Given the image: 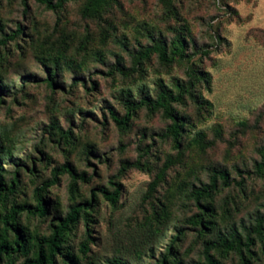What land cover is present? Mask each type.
<instances>
[{
  "label": "rangeland",
  "instance_id": "rangeland-1",
  "mask_svg": "<svg viewBox=\"0 0 264 264\" xmlns=\"http://www.w3.org/2000/svg\"><path fill=\"white\" fill-rule=\"evenodd\" d=\"M51 1L0 0V165L17 180L0 214L35 207L36 189L54 183L46 217L18 218L27 251L1 264L36 257L37 239L86 202L57 264L67 252L78 264H264V0ZM178 39L184 58L140 61ZM185 89L171 106L184 118L177 146L147 103ZM215 171L229 180L218 177L205 211L195 193ZM249 238L251 251L228 246Z\"/></svg>",
  "mask_w": 264,
  "mask_h": 264
},
{
  "label": "trees",
  "instance_id": "trees-1",
  "mask_svg": "<svg viewBox=\"0 0 264 264\" xmlns=\"http://www.w3.org/2000/svg\"><path fill=\"white\" fill-rule=\"evenodd\" d=\"M40 2L47 4L49 7L55 8V5H52L51 0H39ZM69 1V0H62ZM108 0H98L97 3H106ZM168 1V0H167ZM22 30L19 29V32ZM16 38V37H15ZM6 41H0V45H5ZM185 44L181 39L177 40L173 50L169 52L168 46L164 42H158L153 46L147 47L144 51H140L139 59L140 61L148 60L151 58L153 54H157L160 60L164 63H172L174 60L179 58H184V49ZM51 82L55 86V81L52 79ZM189 94V90L185 89L180 93H175L172 90L162 92L156 101H149L150 104L147 103L149 109L152 112H157L160 110L164 111V114L168 117V119L172 122L171 125L168 126L167 132L173 137L177 146L180 143V137L182 128L184 126V118L179 116L177 113L173 112L171 106L174 103H181L185 100L186 95ZM146 100V99H145ZM148 100V99H147ZM114 120L121 126H124L126 123L123 119H120L115 113H112ZM259 169L264 168V157L263 162L258 165ZM64 171H66L72 179L77 182L78 180H87L86 176L83 174L77 173L71 166L65 165ZM220 177L225 184H227L229 180V176L224 171H215V175L213 177V182L211 185H208L206 188L199 190L195 193L197 196V200L199 205L205 211L209 210L208 206H203L200 204L201 199L205 196H210V194L216 190L217 188V179ZM54 183L48 182L43 187H39L36 189V197L38 203L35 207L33 206H14L10 211H5L3 214H0V224L3 229L0 232V264L4 258H11L18 254L21 251H27L26 238H25V230L18 224V218L23 213L27 212L32 216H40L46 217L49 214V205L47 203V199L44 196V191L46 188ZM15 186H17V180L14 179L12 181V185H8L2 175V167L0 165V202L6 201L11 194H13L15 190ZM102 192L108 195L112 200L116 201L118 194H111L105 189H102ZM93 208L92 202H86L82 204H76L71 207L69 213L65 217H61L58 219V224H53L52 234L49 237H41L37 239L38 243V253L36 257L27 259L23 264H57L56 257L61 253L63 249V244L67 235L72 231L75 225L78 223L82 214L89 212ZM204 215H198L200 218L197 222H199L204 230H208L212 223L210 221L206 222L204 219ZM13 231L15 234L14 240H8V232ZM253 240L251 238L248 239L247 243H243L242 241H236L231 245L228 244L231 250L240 249L242 250V246L248 248L250 250L251 242ZM241 246V247H238ZM83 249L85 251L88 250L86 245H83ZM211 263H215L214 260L207 256ZM65 260L68 261L67 264H78L77 257L72 255L70 252H67L65 255ZM163 264H172L167 260L164 261ZM175 264H183L181 262H176ZM200 264V263H194ZM218 264V263H216Z\"/></svg>",
  "mask_w": 264,
  "mask_h": 264
}]
</instances>
